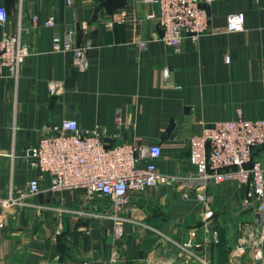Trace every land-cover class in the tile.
I'll list each match as a JSON object with an SVG mask.
<instances>
[{
	"label": "crops",
	"instance_id": "crops-1",
	"mask_svg": "<svg viewBox=\"0 0 264 264\" xmlns=\"http://www.w3.org/2000/svg\"><path fill=\"white\" fill-rule=\"evenodd\" d=\"M0 6L8 14L0 35L16 30L21 10L29 28L23 39L31 49L18 80L7 71L0 76V199L41 177L40 191L29 200L33 205L14 206L4 218L0 264H108L115 251L112 264H181V249L169 237L201 243L202 204L194 196L166 185L131 193L124 213L130 221L118 238L105 214L112 207L106 197L84 189L51 190L50 176L31 165L27 150L45 124L76 119L84 129L100 127L113 143H160L163 172L195 171L188 139L204 124L235 119L239 111L246 119L264 118V0H212L214 32L197 41L185 38L180 52L158 38L163 30L148 16L159 12L155 2L0 0ZM239 11L246 15L245 30L228 32V16ZM51 15L54 24L45 25ZM67 31L80 42L92 41L85 71L71 53L53 49L55 34ZM51 80H64L65 91L52 93ZM212 189L219 238L209 260L264 264L252 248L234 253L242 223L253 219L243 207L246 187L224 182Z\"/></svg>",
	"mask_w": 264,
	"mask_h": 264
},
{
	"label": "built area",
	"instance_id": "built-area-1",
	"mask_svg": "<svg viewBox=\"0 0 264 264\" xmlns=\"http://www.w3.org/2000/svg\"><path fill=\"white\" fill-rule=\"evenodd\" d=\"M147 1L159 5V12L148 16L158 20L163 30L158 38L173 47L175 52L182 50L185 38L197 41L214 32L208 8L212 0ZM33 19L37 20L38 16ZM7 21V10L0 6V24L5 26ZM54 22L51 15L44 24L53 25ZM245 28L244 12H233L228 16V32ZM28 30L20 10L16 30H5L0 35V76L7 71L15 80L20 78L23 64L31 54L30 46L23 39V33ZM138 44L146 47L147 42L140 40ZM91 46V40L80 42L72 31L55 34L53 38V49L71 53L79 71L89 67ZM230 59L227 54L226 60ZM163 71L169 80L171 69L165 67ZM49 87L52 93L61 94L66 88L65 81L51 80ZM117 120H121L120 112ZM110 139L100 127L84 129L78 120L65 119L61 123L45 124L38 143L27 150V156L42 175L50 176L51 190L84 189L88 194L106 197L112 207L105 214L113 220L118 238L124 235L125 224L130 221L124 213L131 193L149 186L166 185L177 187L186 198L194 196L202 204L201 243H196L193 237L183 243L169 237L181 249V264H214L208 258V250L218 241L219 229L215 222L217 211L212 187L224 182L245 186L243 207L250 210L253 219L242 223L234 253L241 255L252 248L257 259L263 258L264 118L246 119L239 111L235 119L204 124L200 134H193L188 139L189 160L196 169L179 174L160 170L158 161L163 154L160 143H145L138 139L113 143ZM40 178L29 180L25 188H11L9 196L0 199L3 207L0 228L11 208L33 205L29 200L40 191ZM116 257L117 251L113 252L108 264H112Z\"/></svg>",
	"mask_w": 264,
	"mask_h": 264
}]
</instances>
